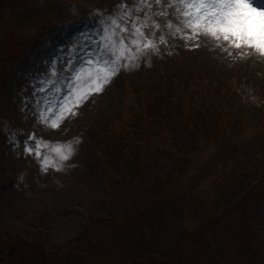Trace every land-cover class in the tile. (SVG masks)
<instances>
[{
	"label": "rangeland",
	"instance_id": "1",
	"mask_svg": "<svg viewBox=\"0 0 264 264\" xmlns=\"http://www.w3.org/2000/svg\"><path fill=\"white\" fill-rule=\"evenodd\" d=\"M26 1L0 0V114L10 124L9 130L0 125V233L36 235L50 248L58 247L54 250L59 253L75 255L77 264H137L128 251L132 255L141 253L146 259V250L153 252L155 259L145 264H157V259L159 264H181L177 254L188 247L190 240L199 242L194 239L196 235L207 244L204 248L208 256L226 249L230 261L234 255V264H264V203L247 221L262 236L261 244L250 254L238 250L246 235L245 222L240 220L245 216L233 211L227 217L229 207L246 197L251 176L257 170L264 171V53L255 47L238 49L210 35L193 33L188 21L181 18L183 11H192L187 0L184 4L176 0H136L135 6L123 2L109 18L110 25L97 17L98 27L87 32L82 29L91 18L83 16L81 10L92 0ZM94 2L106 5L113 0ZM166 10L173 15H166ZM52 16L55 21L41 30V24ZM158 23L159 34L153 31ZM150 26L149 34L142 31ZM102 27L108 31L104 46L111 45L112 54L123 57V61L120 73L104 91L93 93L96 74L103 76L106 71L103 63L91 58L100 39L95 38V32ZM136 28L153 41V48L131 43L143 38ZM117 38L126 44L120 45ZM79 51H84L85 59L76 83L55 107L56 96L64 88V79ZM181 82L185 83L180 89L191 82L202 92L200 98L184 96L182 103L179 99L172 121L168 120L174 133L172 142L157 151L147 149L153 140L137 139L138 154L126 149L125 155L116 151L127 134L118 131L105 135L103 130L125 109L127 92L136 97L131 100V114L140 118L145 107L150 125L157 120V104L164 105L159 112L164 115L165 106L176 103V93L170 96L169 88L177 89ZM222 85L228 90L220 98H213L223 91ZM205 90L206 102L212 104L206 114L198 107ZM148 94L157 96L145 106ZM81 99L83 102H78ZM192 115L201 131L209 128L207 122L215 125L214 142L208 140L207 133H202L200 140L193 137L186 126ZM137 120L130 128L136 136L143 127V121ZM224 121L225 137L220 134ZM106 133H110L108 128ZM237 133H241L237 135L238 148V143L228 147L227 141ZM133 138L128 135L126 141ZM182 144L183 150L178 148ZM27 147L34 151L27 152ZM57 147L65 152L71 148L68 160L60 158ZM173 147L185 161L177 164ZM196 148L211 153V168L204 171ZM191 150L195 155L185 156ZM236 155L242 157L240 164ZM166 189H171L170 198ZM204 192H213L216 201L211 210L204 207L210 213L202 217V200L212 197ZM118 215L125 234H107L89 250L90 256L85 246L78 247L75 241L92 217L112 220ZM118 222L112 221V231L119 227ZM194 230L203 232L190 234ZM219 232H235L236 236L229 242ZM7 245L0 238V260ZM209 263L210 257L206 259Z\"/></svg>",
	"mask_w": 264,
	"mask_h": 264
},
{
	"label": "trees",
	"instance_id": "2",
	"mask_svg": "<svg viewBox=\"0 0 264 264\" xmlns=\"http://www.w3.org/2000/svg\"><path fill=\"white\" fill-rule=\"evenodd\" d=\"M48 22H52V18H48L45 23L41 24V30H44L46 28V26L49 24ZM133 97L130 93H128V98H127V104L125 107V110L123 111V113L118 117L119 123L115 124V123H111V125H107L108 127V131L110 133H106V129H105V133L108 135H111V133L113 134H117L118 131L119 133H125L127 134L125 137V140L127 138L128 135H132L134 136L133 141H129L128 143H124L122 146H120L119 148H116V151H120L123 153V155H125L124 151L125 149L128 151H131L132 153H136L138 154L137 148H138V144H137V139L139 140H145V141H152L153 143L150 144V146L147 149H157V151H159L160 149L166 147L167 145H169L174 139L173 137V132L170 130V127L168 125V118L167 116H162L160 115L159 112H162L161 106L157 105V120L155 121V124H147L149 118H147V113L145 111V107L143 109V113L142 115L136 116V119L134 118V116L131 114V100ZM194 98V97H193ZM152 99V98H151ZM151 99L148 98H144L145 100V106L147 104V102L151 101ZM159 106V107H158ZM172 111V110H171ZM138 119V120H137ZM137 120L140 123V120L143 121V127L141 132H136L137 136L135 134V132L133 130H130L131 127H133L132 123ZM5 123V118L3 114H0V125H3ZM191 124V123H190ZM152 127H154V131H151ZM214 132H208V140L211 142H214ZM197 134V135H196ZM195 135H196V139L203 138V135L201 132H199V130L197 129L195 131ZM212 135V136H211ZM207 139V138H205ZM167 141V144H166ZM156 146V148H155ZM172 146V145H171ZM231 147V146H228ZM172 148V147H171ZM179 149H185L184 144H182L181 147H178ZM150 149V150H151ZM174 149V153L176 154V158H177V164L180 163L182 160L185 161V158H182V154L180 152H177V148L173 147ZM196 151H198L206 160H210V154L211 153H207V151L205 152L203 149L199 148V149H195ZM195 151L191 150V151H186L185 152V156L186 155H195L194 154ZM198 154V153H197ZM121 156V154H119ZM184 156V157H185ZM188 156V158H189ZM201 161V158H200ZM208 163V162H207ZM198 164V163H197ZM212 166L210 165H206L204 167V171L207 170L208 168H211ZM180 171V169L178 170ZM263 172L257 171L254 173V175L251 176V180H250V188L246 194V197L242 198L240 201H238L236 204H234L233 206L229 207L227 212V217H231V214L233 211H240L241 214H243L245 216V219L242 217L241 221L242 223L245 222L246 225V229H244V231L246 232V235L244 237V240L240 241L238 244L239 246H245V245H251L252 243H257L259 240L256 236H253L250 232H249V228L248 224H247V216L249 214V212L251 211V209L256 206L263 198L264 196V183L259 182L257 185H254L255 182L257 181V179H263ZM258 175V176H256ZM231 180H233L232 177H230ZM163 188V192H164ZM218 190V189H217ZM167 191V189H166ZM165 191V193H166ZM171 191V189H170ZM124 192V190H123ZM123 192H121L120 194H122ZM219 193H221V190H218ZM164 193V195H166ZM204 194L206 195H211L212 197H207L205 200H202V206L199 208V212L202 214V217L207 216V214L210 213L209 210H211L213 203L216 201L215 196L213 195V192H204ZM167 196V195H166ZM262 197V198H261ZM212 199L214 201H212ZM197 204V203H196ZM208 208L209 210L206 211L205 208ZM212 214V213H211ZM210 214V216H211ZM208 216V217H210ZM119 215L118 217L115 216V218L111 219H101V220H97L94 219V217L91 218V224L88 227L87 230H85L81 236H78V238L76 239L78 243V247L83 248L84 246V250H86V253L88 254V256L91 255V252L89 250L92 249V247L98 243V240L100 239H104L107 238L108 235H115V236H121L123 234L126 233V228L125 225L122 223L121 220H119ZM240 218V217H239ZM121 219V218H120ZM244 219V220H243ZM112 221L115 223L117 221H119V227H117L115 229V231H112L111 228V223ZM212 222L209 221V226H212ZM239 226V224H238ZM5 231V230H4ZM1 230L0 233V238L3 241H7L8 245L7 247H5L4 251L2 252V260H0V264H12L11 262V258H15V262L13 264H77V262H75L76 257L75 255H64L62 253H59L60 251L54 250L55 248L58 247H49V249L46 248L45 243L43 241V239H38L37 236H32L30 234H15V235H9L8 233L5 234V232ZM223 231H225V229H223ZM203 230H194L193 232H191L190 234H196V233H202ZM223 234L224 239L233 241V237L236 236L235 232H231L230 234L227 232H219V234ZM146 235V234H145ZM145 235L143 236V239H145ZM215 236V234H214ZM216 238V237H215ZM232 238V239H231ZM194 239L196 241L199 242H195L190 240L188 247L185 250H182L181 252H179L176 256L177 260H180L181 264H206V259L211 260V263L209 264H234L233 262V258L231 259V261L228 259V251H221L218 252V254H213L212 256H208V249L205 250L204 247L207 246L206 243H203V238L199 235L194 236ZM212 240H214V238H212ZM117 241V239L115 240ZM215 241V240H214ZM151 242H149V239L147 240V245H149ZM88 245V246H86ZM178 248V246H177ZM83 250V252H84ZM129 255L135 260V262L137 264H140V262H142V264H145L144 262H148L151 261L153 262L155 257L153 255V252L146 250L144 252L143 255H145V253H147L146 259H144V257H142V254L138 253L135 255H132V252L128 251ZM224 257V258H223ZM72 258V259H71ZM160 260L157 259V264H159Z\"/></svg>",
	"mask_w": 264,
	"mask_h": 264
},
{
	"label": "snow or ice",
	"instance_id": "3",
	"mask_svg": "<svg viewBox=\"0 0 264 264\" xmlns=\"http://www.w3.org/2000/svg\"><path fill=\"white\" fill-rule=\"evenodd\" d=\"M157 2L159 3V0ZM176 3L184 4L185 0H176ZM97 7L102 9V6ZM187 7L192 11H183V18L188 21V26L193 33L210 35L217 42L230 43L238 49L242 46L255 47L260 53H264V6H257L254 0H187ZM106 14L103 10L97 13L99 17ZM155 27L159 29L160 24H155ZM123 31L128 32V28H124ZM136 32L143 38L133 39L131 41L133 45L148 49L155 46L151 39L144 36L140 28H136ZM97 35L100 37L97 41L98 49L91 58L97 64L103 63L106 71L103 76L96 74V83L91 88L93 93L104 91L105 85L120 73L123 61V57L112 54L111 45L104 46L108 31L101 28ZM189 36L191 37V33ZM117 39L120 45L126 44L124 39ZM78 102L82 103L83 99ZM53 127H58V125L53 124ZM26 150L29 153L34 151L32 147H27ZM56 152L62 160H68L71 148L65 152L57 147ZM43 163L47 165L48 160L44 159Z\"/></svg>",
	"mask_w": 264,
	"mask_h": 264
}]
</instances>
